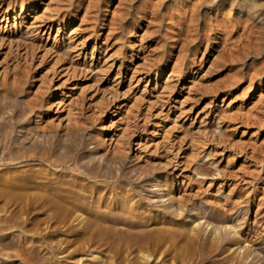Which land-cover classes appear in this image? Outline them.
Listing matches in <instances>:
<instances>
[{
    "label": "rangeland",
    "instance_id": "374dc122",
    "mask_svg": "<svg viewBox=\"0 0 264 264\" xmlns=\"http://www.w3.org/2000/svg\"><path fill=\"white\" fill-rule=\"evenodd\" d=\"M19 114L0 264H264V0H0Z\"/></svg>",
    "mask_w": 264,
    "mask_h": 264
},
{
    "label": "bare ground",
    "instance_id": "6f19581e",
    "mask_svg": "<svg viewBox=\"0 0 264 264\" xmlns=\"http://www.w3.org/2000/svg\"><path fill=\"white\" fill-rule=\"evenodd\" d=\"M42 3H43V1H42ZM52 8H54V9H56L55 7H52ZM54 9H53V11H54ZM23 10L24 9H22V12H23ZM52 16V15H51ZM71 31V30H70ZM73 35V34H72ZM70 37V36H69ZM76 64V63H75ZM87 65V64H86ZM88 65H90V64H88ZM99 65V64H98ZM76 66H78V65H76ZM81 66V65H80ZM93 66V65H92ZM97 66V65H96ZM100 66V65H99ZM73 67V66H72ZM84 67V66H83ZM88 67H90V66H88ZM101 67V66H100ZM99 67V68H100ZM87 68V67H86ZM93 68V67H92ZM92 68H90L91 70H92ZM93 69H97L96 67L95 68H93ZM87 70V69H86ZM88 70H89V68H88ZM100 70H102L101 68H100ZM160 70H162V69H160ZM85 71V70H84ZM89 72V71H88ZM96 72V71H95ZM98 72H100V71H98ZM156 72H158V71H156ZM93 74V73H92ZM95 74V73H94ZM94 74H93V76H94ZM92 76V77H93ZM96 76V75H95ZM101 76V75H100ZM159 76V75H158ZM156 77V76H155ZM98 78V77H97ZM101 79V78H100ZM17 80V79H16ZM98 80H99V78H98ZM15 81V80H14ZM262 82H263V80H262ZM14 84V83H13ZM261 84V83H260ZM154 88H156V87H154ZM98 89V88H97ZM106 89V88H105ZM96 92V91H95ZM93 94V93H92ZM29 102V101H28ZM31 102V101H30ZM30 104V103H29ZM33 104V103H32ZM16 109H18V107L16 108ZM15 109V110H16ZM71 110V109H70ZM132 110V109H131ZM19 111V110H18ZM20 111H21V109H20ZM25 111V110H24ZM67 111V110H66ZM16 112H17V110H16ZM28 112V111H27ZM70 112V111H69ZM14 113V112H13ZM19 113H21V112H19ZM71 113H72V111H71ZM17 115V114H16ZM26 115V114H25ZM71 115V114H70ZM73 115V114H72ZM10 116H12V115H10ZM15 116V115H14ZM23 114L22 115H20L19 114V116L17 117V116H15L16 118L14 119V121H9V120H5V119H3V120H1L0 119V124H2L1 126H0V132H2L3 131V129H5L6 128V126H4L5 128H3V124H7V125H9L10 127H14L15 125H18V124H21L22 122H23ZM78 116V115H77ZM121 116V115H120ZM68 117H70V119H72V121H73V117L71 118V116H68ZM249 117V116H248ZM14 118V117H13ZM76 118V117H75ZM123 118V117H122ZM10 119V118H9ZM11 119H12V117H11ZM10 119V120H11ZM103 119V118H102ZM76 119H74V121H75ZM70 121V120H69ZM73 121V122H74ZM76 121H78V119L76 120ZM175 121V120H174ZM82 123V121H79L78 122V124L79 123ZM69 124H71V123H69ZM180 124V123H179ZM182 124V123H181ZM180 124V125H181ZM73 125H74V123H73ZM103 125V124H102ZM247 125V124H246ZM9 126H7L8 128H9ZM82 126V125H81ZM70 127H71V125H70ZM74 127V126H73ZM80 127V126H79ZM107 127V126H106ZM186 127V126H185ZM77 128V127H76ZM82 128V127H81ZM108 128V127H107ZM12 129H14V128H12ZM6 130H7V128H6ZM72 130V129H71ZM75 130H77V129H75ZM187 130L188 129H186V130H183V131H186L187 132ZM245 130V129H244ZM78 131V130H77ZM188 131H190V130H188ZM4 132H5V130H4ZM10 132H11V130H8V133L10 134ZM29 132V131H28ZM245 132V131H244ZM72 133H74V129H73V131H72ZM75 133H77V132H75ZM74 133V134H75ZM79 133V132H78ZM188 133H190V132H188ZM6 134V133H5ZM5 134H3L4 136H5ZM183 134V133H182ZM181 134V135H182ZM73 135V134H72ZM80 135V134H79ZM77 136L76 134L74 135V137H73V139L72 140H70V141H66L67 143L65 144V148H66V150H70V151H72L73 152V155H76L75 157H74V159L76 158V157H78L77 156V154L78 153H80V150L84 147V145L86 144V142H84V141H86V140H84V138L82 139L80 136ZM180 135V136H181ZM186 135V134H185ZM7 136V135H6ZM28 136V135H27ZM179 137V136H178ZM226 137V136H225ZM9 138V137H8ZM27 138V137H26ZM71 138V137H70ZM221 138V137H220ZM69 140V139H68ZM84 140V141H83ZM120 140V139H119ZM33 141V140H32ZM36 141V140H35ZM62 141V140H61ZM8 142V141H7ZM46 142H50L49 140L48 141H46ZM52 142V141H51ZM57 142V141H56ZM132 142V141H131ZM139 142V141H138ZM35 143L36 142H34V145H35ZM38 143V142H37ZM59 143V142H58ZM61 143L62 142H60V144H59V146L61 145ZM23 144V143H22ZM31 144H33V143H31ZM30 144V145H31ZM43 143L41 142V145H42ZM52 144H54L53 142H52ZM52 144H50V145H48L47 146V148H48V150L50 151V153H54L53 151H54V146H56L55 144L54 145H52ZM21 145V144H20ZM26 145V144H25ZM64 145V144H63ZM120 145V144H119ZM129 145H130V143H129ZM24 146V145H23ZM58 146V145H57ZM240 146V145H239ZM62 147H64V146H62ZM61 147V148H62ZM114 147H116V146H114ZM5 148H7V147H5ZM26 149H27V147H25ZM46 148V147H45ZM121 147L120 146H117L115 149H117L116 150V152H117V155H118V153H119V155H120V150H122V149H120ZM123 148V147H122ZM42 150V149H41ZM65 150V149H64ZM63 150V151H64ZM52 151V152H51ZM24 152V151H23ZM46 152V151H45ZM65 152V151H64ZM116 152H115V154H116ZM49 153V152H48ZM61 153V152H60ZM65 153H67V152H65ZM177 153V152H176ZM23 154V153H22ZM59 154V153H58ZM68 154V153H67ZM66 154V155H67ZM210 154V153H209ZM47 155V154H46ZM71 155H72V153H71ZM69 156L68 157V159H70L71 160V158H72V156ZM45 156V155H44ZM49 156V155H48ZM52 156V155H51ZM68 156V155H67ZM66 156V157H67ZM208 156V155H207ZM39 157H41V156H39ZM119 157V156H118ZM187 157V156H186ZM16 158H19L20 159V155L18 156V157H16ZM35 158V157H34ZM34 158H33V156L31 155H26V156H24L23 158H21L22 160L20 161L21 162V164L23 163V166L25 167H27V165H28V168H30V167H32L33 166V164L31 163V160H34ZM116 158V157H115ZM73 159V158H72ZM88 159V158H87ZM17 160V159H16ZM37 160V159H36ZM52 160V159H51ZM51 160H50V158H46V157H41V159H39V161H37V162H40V161H47V162H51ZM65 160H67V159H65ZM70 160H68V161H70ZM82 160V159H81ZM80 161V160H79ZM45 162H44V164H40V165H46L45 164ZM74 163H73V165L72 166H70L69 168L70 169H65V170H63V169H61V170H59L57 173L59 174V176H62V175H65V174H70L69 173V170L70 171H72L71 173L73 174V176L74 175H78V174H80V173H83V171L82 170H80L79 169V167H80V164L79 163H81V162H75V161H73ZM34 163V162H33ZM56 163V162H55ZM71 163V162H70ZM83 163H85V162H83ZM36 164V163H35ZM229 164V163H228ZM38 165V164H37ZM53 165V164H52ZM59 165H60V163H59ZM54 166V165H53ZM56 166H58V164L57 165H55V167ZM65 166V165H64ZM82 166L83 165H81V168H82ZM186 166V165H185ZM52 167V166H51ZM67 167V166H66ZM66 167H63V168H66ZM205 167V166H204ZM46 168V167H45ZM84 168V167H83ZM224 168V167H223ZM51 169V171H52V169L53 168H50ZM54 170V169H53ZM205 170V169H204ZM44 171V170H43ZM56 171V170H55ZM220 172V171H219ZM19 173V172H18ZM52 173V172H51ZM215 173V172H214ZM211 174V175H215V174ZM221 173V172H220ZM53 174H56V173H53ZM60 178H62V177H60ZM60 180V179H59ZM57 181H58V177H57ZM62 181V179L60 180V181H58L59 183ZM51 183V182H50ZM57 183V182H56ZM58 184V183H57ZM47 185V184H46ZM49 185H51V184H49ZM66 185V184H65ZM68 185V184H67ZM49 187V186H48ZM50 188V187H49ZM54 188V187H53ZM44 189V188H43ZM50 191H51V189H49ZM54 190V189H53ZM61 191V190H60ZM44 193H45V191H44ZM60 197V196H59ZM94 256V255H93Z\"/></svg>",
    "mask_w": 264,
    "mask_h": 264
}]
</instances>
